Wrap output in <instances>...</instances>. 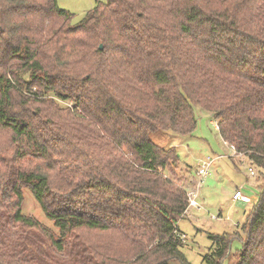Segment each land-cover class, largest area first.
I'll return each instance as SVG.
<instances>
[{"label":"trees","instance_id":"16d2710c","mask_svg":"<svg viewBox=\"0 0 264 264\" xmlns=\"http://www.w3.org/2000/svg\"><path fill=\"white\" fill-rule=\"evenodd\" d=\"M196 108L260 183L203 264L235 239V264H264V0H106L76 24L57 0H0V264H188L177 149L151 136L191 135Z\"/></svg>","mask_w":264,"mask_h":264},{"label":"rangeland","instance_id":"374dc122","mask_svg":"<svg viewBox=\"0 0 264 264\" xmlns=\"http://www.w3.org/2000/svg\"><path fill=\"white\" fill-rule=\"evenodd\" d=\"M105 2L106 0H57V6L70 13L72 24H76L97 3ZM195 116L197 124L191 135L175 138L160 133L151 136V140L162 148L171 146L177 149L179 163L172 171L176 176L167 172L166 178L184 188L188 194H194L197 203V208L187 209L178 221L177 228L182 234L183 242L180 251L188 264H203V257L212 250L208 236L233 234L238 230L237 227L245 220V214L258 203L260 183L254 168L255 176L249 175L251 166L245 158L216 159L229 154L217 131V121L213 115L199 108L195 109ZM207 159H212L213 162L208 169V176L199 184L200 179L196 173ZM237 189L243 195L240 203L232 201ZM23 198V215L52 228L28 190H23ZM241 247V241L235 239L231 243L230 256L223 264H235ZM169 264L181 263L172 260Z\"/></svg>","mask_w":264,"mask_h":264},{"label":"built area","instance_id":"2783aa9c","mask_svg":"<svg viewBox=\"0 0 264 264\" xmlns=\"http://www.w3.org/2000/svg\"><path fill=\"white\" fill-rule=\"evenodd\" d=\"M217 129V128H216ZM224 145L226 146L227 150L229 151V154L227 156H221V157H218L216 159H221L223 157H231V158H242V155L237 153L236 151V148L234 145H231V144H227V143H224ZM213 160L212 159H207L206 161H203L202 164L198 167V171L196 173V175L198 176V179H200V183H202V180L208 176V169L210 168L211 164H212ZM249 172V175L254 177L255 176V172H254V169L253 167L249 168L248 170ZM198 184V186H199ZM188 207L187 209H194V208H197V203H196V199H195V195L194 194H188ZM243 200V195L240 191H236L233 196H232V201L233 202H237V203H240L242 202Z\"/></svg>","mask_w":264,"mask_h":264},{"label":"crops","instance_id":"0c3cea01","mask_svg":"<svg viewBox=\"0 0 264 264\" xmlns=\"http://www.w3.org/2000/svg\"><path fill=\"white\" fill-rule=\"evenodd\" d=\"M219 157H220V156H219ZM217 158H218V157H217ZM236 191H239V190L237 189ZM236 191H235V192H236ZM235 192H234V193H235ZM234 193H233V194H234Z\"/></svg>","mask_w":264,"mask_h":264},{"label":"water","instance_id":"95a60500","mask_svg":"<svg viewBox=\"0 0 264 264\" xmlns=\"http://www.w3.org/2000/svg\"><path fill=\"white\" fill-rule=\"evenodd\" d=\"M100 49H101V46H100Z\"/></svg>","mask_w":264,"mask_h":264}]
</instances>
